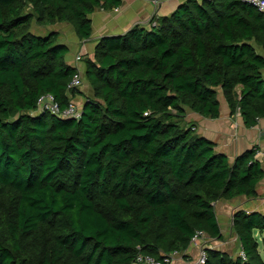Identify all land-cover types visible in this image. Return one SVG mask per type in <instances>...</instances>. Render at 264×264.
<instances>
[{
	"label": "trees",
	"instance_id": "obj_1",
	"mask_svg": "<svg viewBox=\"0 0 264 264\" xmlns=\"http://www.w3.org/2000/svg\"><path fill=\"white\" fill-rule=\"evenodd\" d=\"M121 2L0 0V264L161 259L196 230L222 238L215 201L256 194L258 148L231 162L183 120L185 107L218 116L219 89L247 127L264 116V13L242 0H183L101 37L83 58L80 117L36 110L44 93L64 108L80 91L60 33L32 22H66L82 40L90 13ZM231 231L245 258L206 247L205 264H264V213L235 210Z\"/></svg>",
	"mask_w": 264,
	"mask_h": 264
},
{
	"label": "crops",
	"instance_id": "obj_2",
	"mask_svg": "<svg viewBox=\"0 0 264 264\" xmlns=\"http://www.w3.org/2000/svg\"><path fill=\"white\" fill-rule=\"evenodd\" d=\"M182 1L122 0L121 4L113 9L98 8L89 14L92 27L91 35L82 40L77 38L73 27L66 22L49 25L60 33V42L68 47L67 62L80 71L82 76V84L79 87L80 94L72 96L69 94L70 99L82 107L85 97L92 96L91 86L84 75L83 58L85 56L93 57L95 45L101 37L122 34L135 24L148 26V22L153 16L169 14ZM259 51L264 55L262 50L259 49ZM77 55H82V59L78 60ZM217 99L219 102L218 116L206 117L185 107L183 120L187 125L193 124L196 132L211 140L215 149L224 153L231 162L243 151L257 147L256 158L260 161L264 171V116L259 117L253 126L247 127L238 110L234 113L231 112L221 89L218 90ZM255 191L254 196L240 195L229 200L220 198L215 201L213 205L222 238L206 236L204 240L196 244L190 243L185 251L172 253L171 264L192 262L198 255L199 245H204V248L213 247L234 256L238 255L241 247L237 236L231 231L232 215L238 209L264 213V176L257 182ZM255 236L260 243V240L262 241L264 238V231L256 232ZM261 248L263 249L264 246L261 247L259 244L260 253L262 252Z\"/></svg>",
	"mask_w": 264,
	"mask_h": 264
},
{
	"label": "built area",
	"instance_id": "obj_3",
	"mask_svg": "<svg viewBox=\"0 0 264 264\" xmlns=\"http://www.w3.org/2000/svg\"><path fill=\"white\" fill-rule=\"evenodd\" d=\"M243 2H247L254 7H256L259 11L264 13V0H242ZM155 21L148 22V25H153ZM76 58L78 60L82 59V55H77ZM82 84V76L80 71H76L71 80L69 81L67 88L68 89H74L79 88ZM37 111H43L48 110L51 113L58 115L60 117H72V118H79L81 114L82 107L81 105H78L71 99H69V103L64 108H61L58 101L55 99L53 94L51 93H44L42 94L38 100H37ZM148 112H145L147 114ZM207 235L201 231L196 230L193 236L191 237L190 243L196 244L200 242L201 240H204ZM208 237V236H207ZM200 249L198 252L197 257L190 262L189 264H205L206 261V253L204 245H199ZM172 253H176V251L164 254L163 258H155L148 254H142L139 253L134 258L133 262L131 264H171L172 263ZM242 258H245L244 252L241 250L238 253Z\"/></svg>",
	"mask_w": 264,
	"mask_h": 264
},
{
	"label": "rangeland",
	"instance_id": "obj_4",
	"mask_svg": "<svg viewBox=\"0 0 264 264\" xmlns=\"http://www.w3.org/2000/svg\"><path fill=\"white\" fill-rule=\"evenodd\" d=\"M30 30L32 33L36 34V35H45L47 33H49L50 31L53 30V28H51L49 25H39L37 24L35 21L32 22ZM67 36V35H64ZM262 246H264V243L260 240L259 243ZM261 253L264 255V248H261Z\"/></svg>",
	"mask_w": 264,
	"mask_h": 264
}]
</instances>
